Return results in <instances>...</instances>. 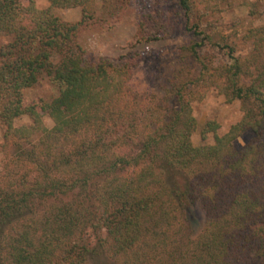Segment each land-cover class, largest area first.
I'll list each match as a JSON object with an SVG mask.
<instances>
[{
	"label": "trees",
	"instance_id": "1",
	"mask_svg": "<svg viewBox=\"0 0 264 264\" xmlns=\"http://www.w3.org/2000/svg\"><path fill=\"white\" fill-rule=\"evenodd\" d=\"M47 1L40 9L32 0H0V39H7L0 123L14 165L24 168L2 176L0 264H264V23L245 31L250 51L241 56L202 25L229 0H203L197 11L178 0L196 37L183 49L200 66L198 80L242 109L221 135L207 121L200 139L213 141L196 146L186 85L168 92L167 108L138 106L127 82L139 54L95 56L78 42V32L99 21L90 10L95 0ZM54 8H80V20L65 21ZM42 75L57 95L24 105L23 90ZM22 116L30 123L16 126ZM247 129L253 138L235 149ZM197 205L203 228L185 250L164 253L175 247L176 221L190 229Z\"/></svg>",
	"mask_w": 264,
	"mask_h": 264
},
{
	"label": "rangeland",
	"instance_id": "2",
	"mask_svg": "<svg viewBox=\"0 0 264 264\" xmlns=\"http://www.w3.org/2000/svg\"><path fill=\"white\" fill-rule=\"evenodd\" d=\"M32 1L40 9L48 6L47 0ZM201 1L203 0H191L194 10L202 8ZM222 7L219 12H212L203 17V27L207 25L209 30L208 25H211L215 39L223 43H233L237 46V54L248 55L250 47L241 38L248 28L264 23V0H229ZM90 10L99 21L96 25L93 23L80 30L77 35L78 42L86 51L91 55L109 58H116L121 54H139L127 82L132 93V102L140 107L164 106V101L170 96L168 92L174 86L186 85L189 92L186 96L190 100L192 114L197 122L196 130L191 136L192 143L196 146L211 144L213 141L211 135H208L205 141L200 139V129L207 121H216L220 126L218 134L221 135L230 125L241 119L240 101L228 102L212 87L208 79L198 80L200 66L189 56L188 49H183L196 42V37L186 25L185 15L178 0H117L105 6L101 0H95ZM54 12L68 22H77L81 17L80 8H54ZM112 12L115 17H110ZM198 14L191 17L188 26L195 24ZM142 34L150 37V40L139 39L137 43L130 45V42H135L134 37L140 38ZM6 40L1 38L0 43ZM221 54L218 56L221 57ZM219 57H214L211 66L217 65ZM57 93L58 88L46 75H42L36 84L23 90V104L50 102ZM172 100L170 99L171 102ZM42 121L47 128L52 126L45 113L42 115ZM29 123L27 116H22L14 122L16 126ZM3 130L0 123V184L7 171L12 170L15 174H20L24 170L21 166L14 165L12 160L15 158V150L11 145L5 147ZM253 136L252 130L247 129L232 144L235 149H241ZM197 206V209L192 207L189 213L194 216L190 229L184 230L180 221H176V227L170 234V239L175 240V247H172V250L166 249L164 253L174 254L185 250L190 245V239L195 238L203 228L205 212L202 205ZM150 264L155 262L151 261Z\"/></svg>",
	"mask_w": 264,
	"mask_h": 264
}]
</instances>
